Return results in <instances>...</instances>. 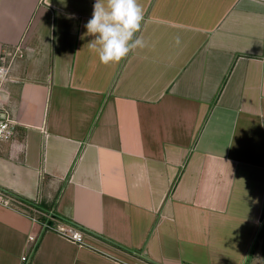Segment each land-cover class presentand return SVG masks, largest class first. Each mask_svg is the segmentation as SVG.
I'll list each match as a JSON object with an SVG mask.
<instances>
[{
    "label": "crops",
    "instance_id": "1",
    "mask_svg": "<svg viewBox=\"0 0 264 264\" xmlns=\"http://www.w3.org/2000/svg\"><path fill=\"white\" fill-rule=\"evenodd\" d=\"M94 3L0 0V188L89 245L0 206V264H264V0H138L146 46L109 64Z\"/></svg>",
    "mask_w": 264,
    "mask_h": 264
},
{
    "label": "clouds",
    "instance_id": "2",
    "mask_svg": "<svg viewBox=\"0 0 264 264\" xmlns=\"http://www.w3.org/2000/svg\"><path fill=\"white\" fill-rule=\"evenodd\" d=\"M144 20L138 0H95L87 33L94 36L88 43L103 64L116 63L133 49L146 46L137 35ZM179 38L177 37V43Z\"/></svg>",
    "mask_w": 264,
    "mask_h": 264
},
{
    "label": "built area",
    "instance_id": "3",
    "mask_svg": "<svg viewBox=\"0 0 264 264\" xmlns=\"http://www.w3.org/2000/svg\"><path fill=\"white\" fill-rule=\"evenodd\" d=\"M20 48L5 50L0 59V144L10 142L16 132L17 122L11 117L5 101L6 83L11 79L10 67L17 58H22ZM0 206L28 216L38 224L42 234L53 233L75 245L88 247L84 232L77 226L61 221L49 212L41 211L0 188ZM34 241V237L29 238ZM25 261V258H22Z\"/></svg>",
    "mask_w": 264,
    "mask_h": 264
},
{
    "label": "trees",
    "instance_id": "4",
    "mask_svg": "<svg viewBox=\"0 0 264 264\" xmlns=\"http://www.w3.org/2000/svg\"><path fill=\"white\" fill-rule=\"evenodd\" d=\"M49 213V212H48ZM52 215H53V217H55V218H57V219H59V220H61V221H64V222H67V221H65L63 218H61L56 212H50ZM37 246H38V244L35 246V248H34V251L36 250V248H37Z\"/></svg>",
    "mask_w": 264,
    "mask_h": 264
}]
</instances>
